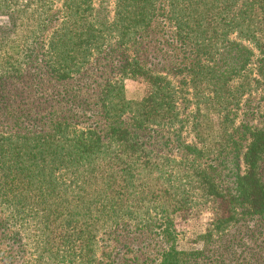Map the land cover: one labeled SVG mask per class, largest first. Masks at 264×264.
<instances>
[{"label": "trees", "instance_id": "obj_1", "mask_svg": "<svg viewBox=\"0 0 264 264\" xmlns=\"http://www.w3.org/2000/svg\"><path fill=\"white\" fill-rule=\"evenodd\" d=\"M132 225L156 264H264V0H0V264H118Z\"/></svg>", "mask_w": 264, "mask_h": 264}, {"label": "rangeland", "instance_id": "obj_2", "mask_svg": "<svg viewBox=\"0 0 264 264\" xmlns=\"http://www.w3.org/2000/svg\"><path fill=\"white\" fill-rule=\"evenodd\" d=\"M145 91L146 84L143 81L128 80L126 82V96L131 101H140ZM250 103L252 111L255 108L258 110L259 97H255ZM246 111L245 108L238 118L242 119ZM253 118L254 116L252 120ZM222 206L223 202H213L205 209L177 215L175 219L178 249L186 252L202 250L203 236L207 234L210 223L219 214ZM99 244L100 254H104V259L112 254L117 255V258L122 259L118 264H156L161 250V245L156 238L138 232L137 227L133 225L122 227L111 235L110 233L100 234Z\"/></svg>", "mask_w": 264, "mask_h": 264}]
</instances>
